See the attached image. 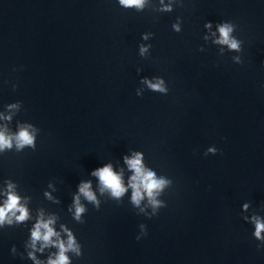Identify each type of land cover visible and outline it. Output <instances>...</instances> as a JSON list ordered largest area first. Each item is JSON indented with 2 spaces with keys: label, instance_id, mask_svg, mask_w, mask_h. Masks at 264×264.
<instances>
[{
  "label": "clouds",
  "instance_id": "obj_1",
  "mask_svg": "<svg viewBox=\"0 0 264 264\" xmlns=\"http://www.w3.org/2000/svg\"><path fill=\"white\" fill-rule=\"evenodd\" d=\"M120 3L124 6H132V5H140L142 0H120ZM221 40L220 43H227L229 44L230 48L236 49L238 47L235 41L229 40V33L231 28L228 25H222L219 28ZM150 87L156 90H163L160 87V84H151ZM18 146H23L24 144H32V137L29 135L27 131H21L19 136L17 137ZM4 147H11V141L9 138H6L2 133H0V149ZM129 166L133 168L136 172V175L132 178L133 181L136 183L132 184L134 189L133 193V201L139 203V200L142 198L141 188L144 192L147 193L149 197L153 196V193L160 189L163 184L165 183L163 180H156L154 178V174L152 172L144 173L140 167V159L139 155L137 154L136 159L128 161ZM94 175H98L100 177L101 183L107 187L112 189L113 195L119 196L124 191L123 186L120 182V177L114 174L111 170V166H106L102 169L93 173ZM88 185L85 184L81 187V192H83L88 199H94L92 193L88 191ZM155 203V201H153ZM19 204V198L13 194H9L8 201L6 202L4 207H0V222H3L5 216L16 210ZM21 211V215L17 217L18 220H23L26 218L27 213L23 208L19 209ZM82 211V209L77 208V214ZM51 221L47 223H38L35 227V230L32 232V239L33 242L36 240L43 239L46 243L49 242L50 238L54 235L53 229L49 227ZM45 229L43 235L41 234L40 229ZM261 232H264V223H261L259 220L256 221V231L255 236L257 239H262ZM60 253L55 260H50L49 264H68V257L64 255L65 251L67 250L63 243L59 245ZM73 247V240L70 237L68 241V248Z\"/></svg>",
  "mask_w": 264,
  "mask_h": 264
}]
</instances>
